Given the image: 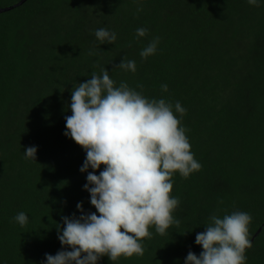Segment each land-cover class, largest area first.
<instances>
[{"label":"trees","instance_id":"1","mask_svg":"<svg viewBox=\"0 0 264 264\" xmlns=\"http://www.w3.org/2000/svg\"><path fill=\"white\" fill-rule=\"evenodd\" d=\"M258 4L27 0L0 13V264H44L46 253L66 247L58 239L62 217L80 216V202L96 212L83 187L88 173L80 171L86 152L64 133L72 89L102 68L149 99L179 101L202 168L172 178L179 228L161 236L153 226L143 256L113 262L105 255L98 264H184L189 251L203 250L195 239L208 217L235 210L252 215L255 237L264 226V0ZM140 27L149 32L137 38ZM100 28L114 31L115 43L100 44ZM156 36V53L143 59ZM125 55L135 60L134 73L115 68ZM29 146L37 147V161L25 159ZM21 211L29 217L23 227L13 219ZM246 257L264 264V227Z\"/></svg>","mask_w":264,"mask_h":264},{"label":"clouds","instance_id":"2","mask_svg":"<svg viewBox=\"0 0 264 264\" xmlns=\"http://www.w3.org/2000/svg\"><path fill=\"white\" fill-rule=\"evenodd\" d=\"M247 2L259 6L258 0ZM140 11L142 7L137 8ZM148 32L140 27L135 35L145 37ZM95 37L100 44L117 39L107 28L96 29ZM159 42L160 37H154L140 56L154 55ZM115 68L134 73L136 62L125 55ZM161 89L167 92L168 85ZM68 107L72 114L65 117L64 134L86 152L80 171L88 173L83 187L96 212H85L80 202V216H63V225L57 224L58 239L66 247L55 255L46 253L44 264H98L105 255L113 262L143 256L151 227L163 236L173 225L180 226L174 216L180 198L171 195L173 176L179 173L187 179L202 168L191 151L188 129L182 126L186 109L179 101L173 105L162 98L149 99L126 82L117 85L107 68L75 85ZM24 156L36 160L37 147H27ZM101 165L104 169L97 175ZM13 219L22 227L29 221L23 211ZM252 219L240 210L210 215L205 230L196 234L195 243L203 250L199 255L189 251L184 264H246Z\"/></svg>","mask_w":264,"mask_h":264},{"label":"water","instance_id":"3","mask_svg":"<svg viewBox=\"0 0 264 264\" xmlns=\"http://www.w3.org/2000/svg\"><path fill=\"white\" fill-rule=\"evenodd\" d=\"M26 1H27V0H19L17 3H15V4L11 5V6L2 7V8H0V13L5 12V11H9V10H12V9H14V8H16V7L20 6V5H22V4L25 3ZM263 227H264V226H262V227L258 230V232L255 234V237L261 232V230H262ZM255 237H254V238H255ZM254 238L251 240V243H252V241L254 240Z\"/></svg>","mask_w":264,"mask_h":264},{"label":"rangeland","instance_id":"4","mask_svg":"<svg viewBox=\"0 0 264 264\" xmlns=\"http://www.w3.org/2000/svg\"><path fill=\"white\" fill-rule=\"evenodd\" d=\"M18 1L19 0H0V8L7 7L8 5L10 6Z\"/></svg>","mask_w":264,"mask_h":264}]
</instances>
